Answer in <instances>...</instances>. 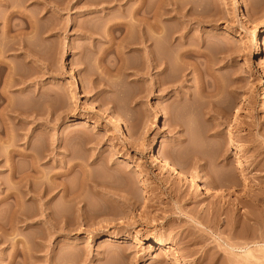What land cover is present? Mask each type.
I'll return each instance as SVG.
<instances>
[{
	"label": "rangeland",
	"instance_id": "374dc122",
	"mask_svg": "<svg viewBox=\"0 0 264 264\" xmlns=\"http://www.w3.org/2000/svg\"><path fill=\"white\" fill-rule=\"evenodd\" d=\"M135 6L162 65L124 43ZM14 8L0 264H264V0H7L0 46Z\"/></svg>",
	"mask_w": 264,
	"mask_h": 264
},
{
	"label": "bare ground",
	"instance_id": "6f19581e",
	"mask_svg": "<svg viewBox=\"0 0 264 264\" xmlns=\"http://www.w3.org/2000/svg\"><path fill=\"white\" fill-rule=\"evenodd\" d=\"M6 2H4V1H0V4H2V5H4L5 7H7V0H5ZM36 1V3L38 2H40V0H35ZM45 1V0H44ZM55 1V0H54ZM95 1V0H94ZM139 1V0H138ZM9 2V1H8ZM141 2H142V0H141ZM254 2V1H253ZM57 3V2H56ZM256 3V2H255ZM9 4V3H8ZM54 4V3H53ZM127 4V3H126ZM134 4V3H133ZM138 4V3H137ZM137 6V5H136ZM135 6V8L133 9V13H132V11H130V9H125L124 10V13L126 14V15H128L127 17H129L128 19H124V21H122V22H120V27L124 30V43H125V45L126 44H128V45H130V44H132L133 45V43H135L134 45H138V46H134V47H136V48H138V50L139 49H143L144 50V55H145V57H144V59H145V63H147V65H151V66H155L156 67V65H162L163 64V62L161 61V58L160 57H157V55L155 56L154 54H155V52H154V54H153V42H155V45H156V47H157V45H158V43L156 44V42L158 41V39H157V41H155L156 40V32H151L152 30L154 31V29H156V28H160V25L162 24H160L158 21H157V19L155 18L156 17V14L154 15V16H152V18H143V19H141V17L139 18V17H136L135 16V13H139V11H138V9H139V7H136ZM124 7V6H123ZM41 8V7H40ZM129 8V7H128ZM159 8V7H158ZM8 9V8H7ZM124 9V8H123ZM141 9V8H140ZM139 9V10H140ZM10 10V9H9ZM129 10V11H128ZM161 10V9H160ZM7 11V10H6ZM41 11V10H40ZM157 12H158V10H157ZM169 12V11H168ZM15 14L16 13V15H19L20 17H23V16H25V17H27L26 16V13L24 14V11L23 10H21V9H16L15 10V8H14V11H10V12H8L7 14V17L4 19L5 21H4V23H3V26L2 27H4L5 28V34H7V36L5 37V38H7V40H5V42L3 43V46H0V70H3V69H5V68H9V64H8V61L6 60L5 61V58H4V60H3V58L1 57V55H2V53H4L6 50H9L10 48L12 49L13 48V44H12V42H11V34H9V31H10V25H9V22H8V18H9V16L11 15L12 16V14ZM38 13H39V11H38ZM155 13H156V11H155ZM167 13V12H166ZM13 14V15H14ZM152 14V13H151ZM159 14V13H158ZM158 14H157V16H158ZM34 15V14H33ZM32 15V16H33ZM125 15V16H126ZM31 16V17H32ZM37 17H36V21H37V19H38V22H39V17H41V16H38V15H36ZM30 18V17H29ZM33 20V19H32ZM160 21H161V19H160ZM3 22V21H2ZM35 22V21H34ZM36 24H37V22H35ZM34 23V24H35ZM119 23V22H118ZM36 24H35V26H36ZM41 24V23H40ZM160 24V25H159ZM164 24V23H163ZM34 26V25H33ZM40 26V25H39ZM32 28V27H31ZM38 29V28H37ZM162 29H164V28H162ZM19 30V32L17 33V34H19V36L21 37V39H22V41H23V38H22V36L24 35V33H25V31L23 30V28H21V29H18ZM32 30V29H31ZM33 30H34V28H33ZM38 31V30H37ZM27 32V31H26ZM166 32V31H165ZM34 33H35V30H34ZM164 33V32H163ZM159 34V33H158ZM166 34V33H165ZM164 34V35H165ZM169 34V36H170V33H168ZM168 34H167V36H166V39H168L167 37H169L168 36ZM182 34H180V38L178 39V42L181 44L182 42H181V40L183 39L182 38V36H181ZM25 36V35H24ZM19 37V38H20ZM159 37V39L161 40V38H160V36H158ZM121 39H122V37H121ZM169 40V39H168ZM163 41H164V39H163ZM166 41V40H165ZM177 41V40H176ZM120 42V41H119ZM169 42V41H168ZM19 43H20V41H19ZM121 43V42H120ZM24 44V43H23ZM161 44V43H160ZM167 44V43H166ZM21 45V44H20ZM124 45V46H125ZM175 45V44H174ZM176 45H177V43H176ZM179 45V44H178ZM22 46V45H21ZM159 46V45H158ZM168 46V45H167ZM23 47V46H22ZM133 47V48H134ZM173 47V46H172ZM119 48V47H118ZM163 48V47H162ZM170 48V47H169ZM168 48V49H169ZM124 49V48H123ZM171 49V48H170ZM162 50V49H161ZM180 50V49H179ZM192 50V49H191ZM158 51V50H157ZM165 51V50H164ZM193 51V50H192ZM184 52H186V50L184 51L183 50V55L185 54ZM157 53V52H156ZM179 53H182V52H179ZM143 54V53H142ZM160 55H158V56H161L162 57V55H161V52L159 53ZM186 54H187V52H186ZM185 54V55H186ZM177 55H178V53H177ZM182 55V54H181ZM181 55H180V57H181ZM189 55V54H188ZM4 56V55H3ZM179 56V55H178ZM163 58V57H162ZM179 58V57H178ZM182 59V58H181ZM162 60H166V58H163ZM165 62H168L167 60L166 61H164V63ZM162 63V64H161ZM169 63V62H168ZM146 65V66H147ZM164 66V69H166L165 67H167L168 65L167 64H164L163 65ZM148 67V66H147ZM162 70V69H161ZM1 72V71H0ZM10 76V75H9ZM9 76H7V75H5V77L3 78V81H5V85H6V83H7V85H8V82H10L11 83V81H9ZM73 77V76H72ZM75 77H73V79H74ZM77 79V78H76ZM3 84H4V82H3ZM9 86V85H8ZM80 83H79V81L78 80H76V82L75 83H70L69 85H68V88H70V89H78L79 90V88H80ZM6 87V86H5ZM6 89V88H5ZM3 91H4V89H3ZM89 110L90 111H92V112H96L97 111V108L94 106V104H92V103H90V105H89ZM239 107H238V109H235V111H234V115H233V117H236V116H239L238 114H239ZM75 121H78L77 119H75ZM234 128V126L231 124V129H233ZM239 151V153H240V150H238ZM157 157H158V160H160L161 162H162V164L164 165V166H166V167H169V168H173L174 170H178V171H180V172H182L184 175H187V176H189V177H191V179H193L192 178V173H190V171H188L187 169L185 170V168H182L181 166H179L178 164H176L175 162H172L171 160H169V158H165V157H160V156H158V155H156ZM11 168V167H10ZM10 171L12 172V170L10 169ZM19 175V174H18ZM21 175V174H20ZM25 176V175H24ZM16 177V176H15ZM19 177V176H18ZM25 179V178H24ZM19 180H20V178H19ZM29 180V179H28ZM22 181H23V179H22ZM22 181H20V182H22ZM25 181V183H27V181L26 180H24ZM17 182V181H16ZM202 184H201V188H204V190H205V192H206V194H208V193H211L212 192V190H211V188H210V186H214V184L212 183V182H210V181H207L206 182V184L204 183V182H201ZM20 185V184H19ZM21 185H23V183L21 184ZM23 189V188H22ZM27 189H28V187H27ZM28 190H30V189H28ZM13 191V190H12ZM15 191V190H14ZM18 191V190H17ZM21 191V190H20ZM26 192H27V190H25ZM16 192V191H15ZM23 192V191H22ZM30 192H31V190H30ZM30 192H28V193H30ZM25 193V192H24ZM27 193V194H28ZM14 194V193H13ZM19 195H20V193H19ZM16 196H18V195H16ZM29 196V195H28ZM21 198H22V196H20ZM20 197H19V199H20ZM37 198H38V196H37ZM36 199V198H35ZM17 200V199H16ZM22 200H24V199H22ZM21 200V201H22ZM18 201V200H17ZM21 205V204H20ZM11 227V226H10ZM15 227H17V226H15ZM15 227L13 228V229H15ZM2 229V228H1ZM12 228H10V230L12 231L13 230ZM17 229V228H16ZM15 229V230H16ZM9 230V229H8ZM9 230V231H10ZM18 230V229H17ZM5 231V230H4ZM6 232V231H5ZM18 232V231H17ZM21 232V231H20ZM0 233H1V230H0ZM2 233H4V232H2ZM13 233V232H12ZM11 234V233H10ZM114 237V236H113ZM128 238H133L134 239V241L138 244V245H141V244H143V241H142V239L139 237V235L136 233V232H130V234L127 236ZM112 239V237H106V240H111ZM147 244H146V247H147V251H151V250H153V249H155V246H154V243L153 242H151V241H148V242H146ZM159 243V242H158ZM28 247V246H27ZM30 248V247H29ZM158 249H160V250H162L163 249V246H162V244H159V246L157 247ZM27 250V249H26ZM30 251V250H29ZM24 252V251H23ZM31 257V256H30Z\"/></svg>",
	"mask_w": 264,
	"mask_h": 264
}]
</instances>
